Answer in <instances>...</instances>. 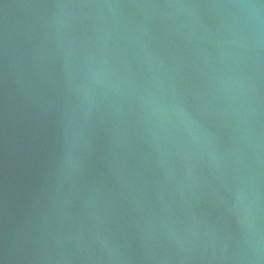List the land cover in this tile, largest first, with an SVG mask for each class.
Masks as SVG:
<instances>
[{
    "label": "water",
    "instance_id": "95a60500",
    "mask_svg": "<svg viewBox=\"0 0 264 264\" xmlns=\"http://www.w3.org/2000/svg\"><path fill=\"white\" fill-rule=\"evenodd\" d=\"M0 264H264V0H0Z\"/></svg>",
    "mask_w": 264,
    "mask_h": 264
}]
</instances>
